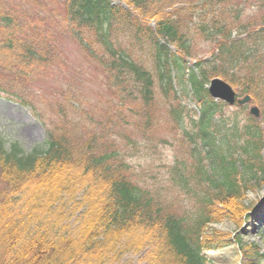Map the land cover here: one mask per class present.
Segmentation results:
<instances>
[{"label": "trees", "instance_id": "trees-1", "mask_svg": "<svg viewBox=\"0 0 264 264\" xmlns=\"http://www.w3.org/2000/svg\"><path fill=\"white\" fill-rule=\"evenodd\" d=\"M70 39L109 84L93 104ZM200 42L208 58L194 57ZM50 73L58 90L28 86ZM213 77L263 116L211 99ZM0 97L48 128L30 153L0 135V264H114L133 251L210 264L205 253L229 243L210 225L264 185V0H0ZM69 202L79 226L62 235Z\"/></svg>", "mask_w": 264, "mask_h": 264}, {"label": "rangeland", "instance_id": "rangeland-1", "mask_svg": "<svg viewBox=\"0 0 264 264\" xmlns=\"http://www.w3.org/2000/svg\"><path fill=\"white\" fill-rule=\"evenodd\" d=\"M64 44L65 50L70 57V71H73L75 74L74 80L76 78L79 84V92L83 95L84 99L87 100V103L93 104V102L100 100V98H102L101 95H110L108 82H105V78L102 77V72L97 69L96 64L89 59L81 46L71 39ZM198 46H200V51L199 53L196 52L194 57L200 55L204 59L208 58L204 55V51L208 48V45L200 42ZM177 54L180 55V53ZM197 59L198 58H189L188 61L186 60L188 62L187 66L195 64ZM50 74L49 80L43 78L42 80L29 83L28 86H30L36 94L49 91L50 89L58 90L62 76H58L56 73ZM219 78L225 80L223 77ZM225 81L231 85V87L235 88L238 98L244 99L247 94L242 93L243 88L240 87V85L233 86L229 81ZM177 89L179 90L180 86ZM251 102L252 103L247 106L248 111L251 106L259 108V106L254 103L253 99ZM185 103L196 108L193 100L190 101L185 99ZM32 104H35V102L32 101ZM259 109L260 116H263L261 108ZM40 114L41 113L36 111L32 106L28 105L25 107L0 97V135L7 144L16 143L27 153H30L34 148L43 147L48 141V128L43 123L46 122L43 120L44 118L41 119L37 117V115ZM162 156L163 161H172V149H164ZM139 163L145 164L144 160L133 161L136 167L139 166ZM263 193L264 185L256 187L254 190H250L245 194L240 202L244 207L233 204L228 206L227 209L222 208L224 209L223 219L218 223L211 224L210 227L211 229L219 230L227 236L229 243L222 248L209 250V252L205 253V256L211 253L215 258L214 261L207 259L212 262L210 264H237V261H239V264H264ZM73 207L74 203L69 202L64 217L65 221H63L64 223H60V234L62 235H67L68 232L76 231L79 226V213L76 215L71 214ZM219 250L222 252L217 254ZM144 257V251L139 253L133 251L127 253L122 260L114 264H146Z\"/></svg>", "mask_w": 264, "mask_h": 264}, {"label": "water", "instance_id": "water-1", "mask_svg": "<svg viewBox=\"0 0 264 264\" xmlns=\"http://www.w3.org/2000/svg\"><path fill=\"white\" fill-rule=\"evenodd\" d=\"M208 92L211 98L222 101V102L224 101L230 107H233L236 103L240 105H245V103L251 102V97L249 96H245V99L243 100L236 98L237 93L235 89L231 87L228 83H226L224 80H221L219 78H215L212 80V82L210 83L208 87ZM250 113L255 118H257L260 115V109L257 107H251ZM220 252L222 251L219 250L217 254H220ZM206 258L212 261L215 260L214 256L210 254H207Z\"/></svg>", "mask_w": 264, "mask_h": 264}, {"label": "bare ground", "instance_id": "bare-ground-1", "mask_svg": "<svg viewBox=\"0 0 264 264\" xmlns=\"http://www.w3.org/2000/svg\"><path fill=\"white\" fill-rule=\"evenodd\" d=\"M264 194V193H263ZM261 211H262V209H261ZM210 255H211V253H210ZM237 264H239V261H237Z\"/></svg>", "mask_w": 264, "mask_h": 264}]
</instances>
